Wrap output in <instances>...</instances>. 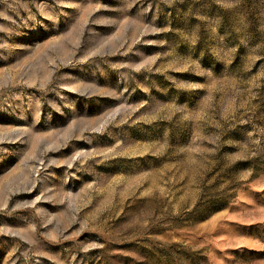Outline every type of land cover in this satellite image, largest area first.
I'll use <instances>...</instances> for the list:
<instances>
[{
    "label": "rangeland",
    "instance_id": "374dc122",
    "mask_svg": "<svg viewBox=\"0 0 264 264\" xmlns=\"http://www.w3.org/2000/svg\"><path fill=\"white\" fill-rule=\"evenodd\" d=\"M0 264H264V0H0Z\"/></svg>",
    "mask_w": 264,
    "mask_h": 264
}]
</instances>
